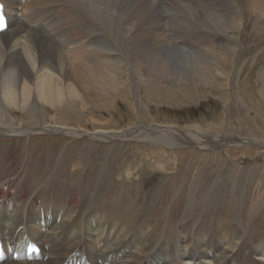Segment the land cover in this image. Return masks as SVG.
<instances>
[{
  "label": "bare ground",
  "instance_id": "obj_1",
  "mask_svg": "<svg viewBox=\"0 0 264 264\" xmlns=\"http://www.w3.org/2000/svg\"><path fill=\"white\" fill-rule=\"evenodd\" d=\"M0 2L10 17L9 30L0 35V133L23 138L61 132L105 142L152 140L169 148L208 149L228 143L224 140L231 138L229 132L211 135L144 122L92 133L65 123L52 126L46 122V106L68 111L75 108V100L85 105L95 94H105L119 81L116 75L126 59L137 78L144 69L174 85L218 86L219 78L231 76L227 60L215 58V47L230 41L232 28L224 21L234 16L233 0H206L203 5L202 0ZM169 33L174 37L169 35L170 39ZM174 49H182L184 56L199 53L201 57L193 60L195 64L189 60V65L186 56L182 59L181 53L177 58ZM16 111L34 126H17ZM59 115L71 116L65 111ZM231 139L235 142V137ZM3 163L0 160V264H264V230L250 232L236 215L216 223L207 213L201 223L183 220L177 230L165 233L157 219L145 221L150 215L139 210L144 208L139 202V209L135 207L124 182L117 183L112 197L102 192L99 198L86 182H74L77 164L65 178L56 169L52 184H44L35 177L36 167L7 179ZM84 164L76 168L83 171ZM242 194L236 203L239 211ZM138 229L142 231L135 233Z\"/></svg>",
  "mask_w": 264,
  "mask_h": 264
},
{
  "label": "rangeland",
  "instance_id": "obj_2",
  "mask_svg": "<svg viewBox=\"0 0 264 264\" xmlns=\"http://www.w3.org/2000/svg\"><path fill=\"white\" fill-rule=\"evenodd\" d=\"M233 2L234 16L230 15L232 17L228 16L224 21L232 28V32H228L230 41L216 44L215 47V58L222 56L227 60L226 70L231 72V76L219 78L218 86L204 88L200 84L195 87L175 82L174 85L148 74L144 69L140 70L137 78L129 59H126L124 68L120 67V74L116 75L121 86L117 87V82L114 88L109 87L112 91L95 94V98L90 101L87 99L85 105L75 100V108L62 110L71 114L69 117L59 115L62 114L61 108L46 106L49 111L46 122L52 126L65 123L88 133L120 131L144 122L145 125L158 127L171 126L179 131L200 129V132L211 135L229 132L231 138L235 137V142L229 141V138L224 140L228 143L217 144L216 148L214 144L208 149L199 146L169 148L158 141H154V144L152 140L105 142L92 140L86 135L73 138L61 132L23 138L0 133V160H4L7 179L17 177L24 170L27 174L29 169L36 167L35 177H41L44 184H52L50 178L56 169L65 178L73 166L85 162L83 171L75 167L74 182H86V188L92 186L99 198L102 192L107 198L112 197L110 194H113L117 183H126L125 191L131 201L136 202L135 207L139 209V202L144 206L139 210L150 215L144 217L145 221L157 219L158 228L167 229L165 233L171 229L177 230L183 220L201 223L207 213L215 222L223 218L230 221L236 215L245 220L250 232L263 231L264 0ZM166 3L164 1V5ZM204 3L206 0H202V5ZM174 50H178L176 55L179 58L183 50ZM181 55L182 59L186 56L184 62L189 65L191 60L194 62V59L201 57L199 53ZM155 84L156 88L153 89ZM14 117L17 126H34L18 111ZM208 144L211 146V142ZM27 157L28 164L25 165ZM96 187L101 188V191ZM239 194H242L238 204L241 211L236 208ZM118 203L123 206L121 202ZM125 208L131 210L130 206ZM140 231L142 229L135 233Z\"/></svg>",
  "mask_w": 264,
  "mask_h": 264
},
{
  "label": "snow or ice",
  "instance_id": "obj_3",
  "mask_svg": "<svg viewBox=\"0 0 264 264\" xmlns=\"http://www.w3.org/2000/svg\"><path fill=\"white\" fill-rule=\"evenodd\" d=\"M7 29V22L3 14V6L0 5V32H4Z\"/></svg>",
  "mask_w": 264,
  "mask_h": 264
}]
</instances>
